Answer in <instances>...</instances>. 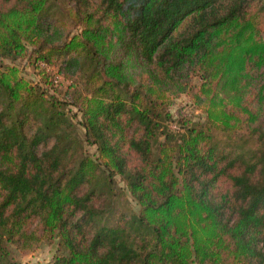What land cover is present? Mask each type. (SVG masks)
I'll return each instance as SVG.
<instances>
[{
	"label": "trees",
	"instance_id": "trees-1",
	"mask_svg": "<svg viewBox=\"0 0 264 264\" xmlns=\"http://www.w3.org/2000/svg\"><path fill=\"white\" fill-rule=\"evenodd\" d=\"M127 192L138 210L102 224ZM43 244L51 264H264V0H0V264Z\"/></svg>",
	"mask_w": 264,
	"mask_h": 264
},
{
	"label": "rangeland",
	"instance_id": "rangeland-1",
	"mask_svg": "<svg viewBox=\"0 0 264 264\" xmlns=\"http://www.w3.org/2000/svg\"><path fill=\"white\" fill-rule=\"evenodd\" d=\"M10 62V61H7ZM14 64H18L22 70L24 75L34 81L40 80V75L35 72L33 67L29 64L28 61L18 60L14 61ZM50 70V69H49ZM56 71V70H53ZM52 71V72H53ZM56 80V78H55ZM59 81V82H58ZM56 84L59 85V87H66L69 84V81L64 80V78L60 77L56 80ZM171 112L174 116H177L178 110L183 109V111L187 112V114L193 118L195 121L204 120V116L202 112L194 105L192 104L191 100L186 96H181L178 98L172 99L171 104ZM73 113H76V111H73ZM78 118H80V115L78 114ZM172 128L177 129V125L173 123L171 125ZM80 133L83 136V130L80 128ZM87 151L94 154L96 153L95 146L87 145L86 144ZM117 183L119 187L122 189H125L126 185L125 182L122 180L121 177H117ZM138 206L136 201L132 198V196L127 192L125 197H119V198H110L106 204L103 205L102 209V215L99 218V221L102 224H112L115 222V220L118 218L119 214L124 212H131V211H137ZM57 251V245H49V244H43L38 250H36L33 253L24 255L21 254L19 251H16L15 258L18 262V264H51L52 260L56 254Z\"/></svg>",
	"mask_w": 264,
	"mask_h": 264
}]
</instances>
